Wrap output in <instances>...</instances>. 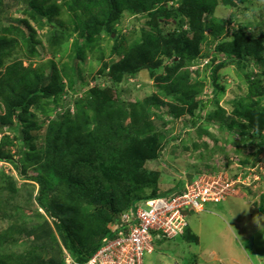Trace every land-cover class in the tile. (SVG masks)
<instances>
[{
    "label": "trees",
    "instance_id": "obj_1",
    "mask_svg": "<svg viewBox=\"0 0 264 264\" xmlns=\"http://www.w3.org/2000/svg\"><path fill=\"white\" fill-rule=\"evenodd\" d=\"M250 2L252 0H28L26 13L30 20L17 19L8 27L0 20V110L5 111L0 116V128L17 134L16 143L5 139L9 152L0 150V161L11 162L20 176L39 183L41 190L35 201L53 219V222L42 220L38 212L41 222L26 231L27 224L18 223L16 214L4 207L10 200L3 199L0 220H7L9 224L0 233V264H66V254L72 257V264H85L102 248L105 238L116 236L113 225L109 224L121 223V217L128 209L158 196L172 197L184 189L186 180L180 181L178 188L169 192L124 199L128 195L124 192L129 191L131 182L136 184L142 180L153 188L141 177L152 172L146 170V163L158 160L161 155L157 149L161 138L156 132L155 120L163 116L165 102L158 100V95L183 106L189 103L192 106L193 92L199 93L202 89L201 82H192L186 65L195 63L200 47L209 41L204 17L214 14L219 6L242 8L245 5L244 12H250V18L254 19L259 9ZM63 8L73 16L71 28L78 32L84 45L77 49V62H66L61 67L53 64L47 75L31 63L39 56L33 23L45 27L47 19L59 17ZM125 13L149 15L151 20L140 30V39L133 43L128 42L127 35L114 37L112 56L122 58L114 65L104 64L103 71L108 67L112 69L109 73L111 87L88 89L82 96H76L73 111L67 109L61 114L59 120L49 126L46 138L44 131L39 134L42 128L37 125V115L31 111H42L43 105L50 112L47 105L60 106L66 91L78 95L89 87L80 61L85 59L87 52L95 51L94 43L102 35L116 34L113 28ZM186 20H189V30L168 31L169 25L182 30ZM225 32V26L217 21L210 35L220 40ZM232 37L231 41L223 43L221 40L218 44L217 51L226 59L214 66L211 77L215 83L219 68H226L228 64L246 68L250 83L248 99L253 108L260 101L255 102V98L264 96V80L253 74L251 66L253 62L264 68V23L258 25L257 32L248 33L239 28ZM59 40L58 37L48 40L53 54L63 43ZM166 58H174L173 65L160 77L162 85L158 92L143 101L128 102V93L122 86L124 78L139 71L141 66L155 71L165 65ZM115 88L116 95H113ZM124 95L126 97L122 98ZM206 107L207 104H203L199 114L190 109L196 119L192 128L198 126ZM241 113L250 118L247 110ZM223 114L222 124L232 121V128L239 125L248 130V120H241L239 115L234 116L238 118L234 120ZM172 115L177 117L180 113L174 111ZM230 125L229 128L222 126V130L230 131ZM209 136L213 138L212 134ZM128 139L131 144L124 147L122 144ZM139 142L144 147L136 149ZM203 147L206 149L207 145ZM29 168H34V175L28 173ZM188 177V182L196 180L195 176ZM50 193L59 200L58 213L46 204ZM260 211L264 215V199ZM24 233L35 238L32 243L25 242L26 246L21 245ZM191 236V231L187 230L181 237L189 242L198 240Z\"/></svg>",
    "mask_w": 264,
    "mask_h": 264
},
{
    "label": "rangeland",
    "instance_id": "obj_2",
    "mask_svg": "<svg viewBox=\"0 0 264 264\" xmlns=\"http://www.w3.org/2000/svg\"><path fill=\"white\" fill-rule=\"evenodd\" d=\"M252 3L259 9L255 12L254 19L250 18L252 16L250 12H244L245 5L242 8L219 6L214 14L204 17L205 34L209 36V41L200 47L195 63L186 65L191 72L192 82H201L202 89L199 93L193 92L192 106L191 103L183 106L177 101L162 99V96L158 95V100L165 102L162 106L163 116L161 119L155 120L156 132L161 138L158 139L157 149L161 155L158 160L146 163V170L152 172L142 175L144 178L141 177L147 183L152 184L153 188L139 180L136 184L131 182L128 185L129 191L124 192L128 194L125 196V200L143 198L155 192L165 193L178 188L180 181L188 182V176L192 175L205 182L219 181L222 186L230 188L231 199L222 203H208L205 205L204 211L200 213L189 211L187 216L189 227L186 231L190 230L192 236H196L198 240L189 242L181 236L173 240L156 239L154 241L156 252L147 254L144 264H233L234 260L244 264H264V215L260 211L264 199V122L262 121L264 96L255 98V102L260 99L258 106L250 107L252 105L248 99L250 83L247 81L246 68H240L234 63L228 64L226 68L224 67L225 69L219 68L215 83L211 77L214 66L226 59L225 55L216 49L221 40L223 43L231 41L234 39L233 32L239 28L248 33L257 32L258 25L264 23V0H259V2L252 0ZM28 10V0H1L0 20L2 25L12 26L17 19L30 20L26 13ZM72 19L71 13L63 8L59 17L51 21L47 19L45 27H40L32 22L37 31L36 48L39 51V56L31 61L34 68H39L41 72L48 75L53 64L61 67L66 62L71 64L77 62V49L82 48L84 43L78 32L71 28ZM150 20L149 15L135 16L125 13L113 28L116 34H112V36L104 34L94 43L95 51L87 52L85 59L80 61V68L84 71L89 87L82 89L78 95L72 91L68 92L66 89L67 93L60 106L52 105L50 107L47 105L50 112H47L43 105L42 111H31V114L37 115V125L42 128L39 134H43L44 131L46 138L49 126L59 120L60 115L67 109L73 111L72 104L76 96H82L88 89L100 87L105 90L111 87L112 78L109 73L112 69L108 67L103 71L104 64L107 62L108 66H111L122 58L112 56L114 37L120 36L119 38H121L127 35L128 42L133 43L140 39V30ZM217 21L226 28V32L220 40L213 39L210 35L212 26ZM242 21H247V23ZM189 27V20H186L182 30L174 25L167 26V29L169 32L179 33L189 30ZM60 30L63 32H59ZM54 37L60 38L59 41L63 43L53 54L50 52V41L48 40ZM100 56H103V59ZM19 57L21 56L19 55ZM173 60L174 58L165 60V65L156 68L155 71L150 70L147 66H141L139 71L129 74L130 76L127 75L122 82L123 89L128 93L127 101H143L156 94L162 85L160 77L165 75L168 68L173 65ZM13 61L14 59L7 64ZM26 62L29 64L28 61ZM251 66L253 74L260 75L264 80V68L253 62ZM76 88L78 89L79 86ZM116 91L117 89L113 90L112 94L116 95ZM121 97L125 98L126 96ZM203 104H207V107L202 112L201 121L196 128H192L196 119L190 114V109L199 114ZM244 110L248 111L250 118L241 116L244 114L241 113ZM174 111L180 115L173 116L172 112ZM223 113L226 114L224 116L226 118L232 119L239 115L241 120H248L250 122L248 130L239 125L232 128L230 125L232 121H227L229 123L226 125L222 124ZM4 114V109L0 110V116ZM237 119L234 117V120ZM229 125L231 130L224 132L222 126L229 128ZM209 134H212L213 138ZM16 136L17 134L12 131L0 128V150L9 152L5 139L9 138L12 143H16ZM40 142L41 140L38 141V143ZM130 144L131 139H128L126 144L122 145L126 147ZM198 144L203 146L206 144L207 147L206 149L203 146L197 147ZM3 145L5 149H2ZM142 146L144 147L139 142L135 148L139 149ZM11 153L15 154V151L11 150ZM16 160H18L17 156ZM29 169L28 173L34 175V168ZM40 190L39 183L20 176L19 170L14 164L0 161V203L1 201L4 203L3 199L5 198L10 200L4 204V207L16 214L18 223L27 224L26 231L41 222L40 217H37L38 212L42 220L45 218L53 222V219L48 217L35 201ZM29 197L32 198L29 199ZM159 197L163 196L157 198ZM46 202L48 207L58 213L56 206L59 205V200L54 194L50 193ZM78 209H82V207L78 206ZM123 216L124 214L121 220ZM252 221H255L256 225ZM249 223L253 224L251 229L248 228ZM8 224L7 220H0V233ZM112 225L114 231L116 226L112 223L109 224V226ZM192 236L190 238L194 240ZM22 240L21 245L26 246L25 242L32 243L35 238L24 233ZM69 256L66 254L65 258Z\"/></svg>",
    "mask_w": 264,
    "mask_h": 264
},
{
    "label": "built area",
    "instance_id": "obj_3",
    "mask_svg": "<svg viewBox=\"0 0 264 264\" xmlns=\"http://www.w3.org/2000/svg\"><path fill=\"white\" fill-rule=\"evenodd\" d=\"M231 196L230 188L219 181L205 182L199 178L187 182L172 197L147 200L135 213L124 214L121 223L115 225L116 236L105 238L102 248L86 264H144L156 239L172 240L184 233L189 226V211L201 212L206 204L226 202ZM67 263H71L70 257Z\"/></svg>",
    "mask_w": 264,
    "mask_h": 264
},
{
    "label": "clouds",
    "instance_id": "obj_4",
    "mask_svg": "<svg viewBox=\"0 0 264 264\" xmlns=\"http://www.w3.org/2000/svg\"><path fill=\"white\" fill-rule=\"evenodd\" d=\"M163 197H165V196H163ZM159 198H162V197H159ZM153 199H156V198H153ZM230 199V198H229ZM228 199V200H229ZM148 200H150V199H148ZM227 200V201H228ZM147 201V200H146ZM145 201H142V202H140V203H138L136 206H134V207H132V208H130V209H128L125 213H127V212H133V213H135L136 211H137V208L140 206V205H142L143 203H144ZM204 211V210H203ZM202 212V211H201ZM124 213V214H125ZM198 213H200V212H198ZM189 227V226H188ZM187 227V228H188ZM186 231V230H185ZM185 231H184V233H185ZM183 233V234H184ZM182 234V235H183ZM182 235H180V236H182ZM163 239V238H162ZM157 240H159V239H157ZM173 240V239H172ZM154 252H156V249H155V247H154V250H153V252L151 253V254H153ZM148 255H150V254H148ZM146 256V255H145ZM70 257V256H69ZM68 258V257H67ZM67 258H65V262H66V264H68L67 263ZM71 258V263L70 264H72L74 261H73V259H72V257H70ZM144 259H145V257H144ZM89 261V260H88ZM77 264V263H76ZM86 264V263H85Z\"/></svg>",
    "mask_w": 264,
    "mask_h": 264
},
{
    "label": "crops",
    "instance_id": "obj_5",
    "mask_svg": "<svg viewBox=\"0 0 264 264\" xmlns=\"http://www.w3.org/2000/svg\"><path fill=\"white\" fill-rule=\"evenodd\" d=\"M232 198H234V197H232ZM230 199H231V198H230ZM228 201H229V200H228ZM249 211L251 212L252 210H249ZM256 217H257L258 219H260V217H258L257 215H256ZM259 222H260V220H259ZM252 223H254V225H256V224H255V221H252ZM248 226H249L248 228L251 229V228L253 227V224L251 225V224L249 223ZM263 226H264V225H263ZM248 232H249V230H248ZM259 233H260V232H259ZM233 264H244V263H242V262H241V263H238V262H236V261L234 260V261H233Z\"/></svg>",
    "mask_w": 264,
    "mask_h": 264
}]
</instances>
